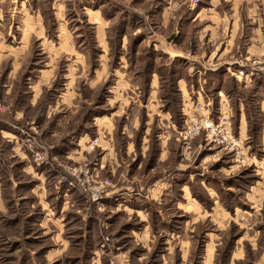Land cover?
Masks as SVG:
<instances>
[{
	"label": "rangeland",
	"instance_id": "374dc122",
	"mask_svg": "<svg viewBox=\"0 0 264 264\" xmlns=\"http://www.w3.org/2000/svg\"><path fill=\"white\" fill-rule=\"evenodd\" d=\"M189 2L0 0V264H264V80L153 47ZM199 86L214 117L229 96L238 159L183 140Z\"/></svg>",
	"mask_w": 264,
	"mask_h": 264
},
{
	"label": "crops",
	"instance_id": "0c3cea01",
	"mask_svg": "<svg viewBox=\"0 0 264 264\" xmlns=\"http://www.w3.org/2000/svg\"><path fill=\"white\" fill-rule=\"evenodd\" d=\"M171 1V0H170ZM153 14L157 17L172 15V7L168 4L157 9ZM155 15V16H156ZM176 26L173 39L165 44L163 39H155L154 48L166 50V55L171 60L182 59L186 63L185 77L195 78L198 82H205L202 75L208 76V80L219 79L222 83L233 80L242 85L243 88L256 87L259 81L264 80V0H200L194 4L190 0L183 12L176 17ZM183 43L187 47L183 50ZM242 63L248 69L255 68V74L251 78L236 79L235 73ZM208 73V74H207ZM214 77V78H213ZM218 77V78H217ZM184 80L180 76L177 81ZM199 86L196 91L186 96H196L197 100L202 95ZM181 92V90H179ZM218 103L214 108L222 114L231 115L229 96L217 91ZM182 95V92H181ZM192 101V100H191ZM192 103V102H191ZM192 105V104H191ZM238 106L239 129L243 124V107ZM0 138H7L11 142V133L0 127ZM10 138V139H9ZM262 144H264V133L261 132ZM20 162H26L27 156L19 153L14 145L10 146ZM208 157L210 158V154ZM22 170L28 174V166ZM172 185L160 189L159 195L170 193ZM189 188V187H186ZM181 196L185 199V189H180Z\"/></svg>",
	"mask_w": 264,
	"mask_h": 264
},
{
	"label": "built area",
	"instance_id": "2783aa9c",
	"mask_svg": "<svg viewBox=\"0 0 264 264\" xmlns=\"http://www.w3.org/2000/svg\"><path fill=\"white\" fill-rule=\"evenodd\" d=\"M199 2L200 0H193L194 4ZM238 66L241 68L235 73V78L238 80L251 78L255 74V68L245 69L246 67L242 63ZM262 71H264V67ZM200 93L202 94L200 97L203 102L200 103L197 100L196 103L192 104V116L188 117L189 123L183 131V140L189 141L202 134L205 147L219 148L238 159L241 154L242 143L239 137H235L232 133L229 116L216 111V116L214 117L210 101L202 90ZM204 98L207 99V102L204 101ZM98 197L99 195L97 194L96 200ZM121 264L130 263L125 260Z\"/></svg>",
	"mask_w": 264,
	"mask_h": 264
}]
</instances>
